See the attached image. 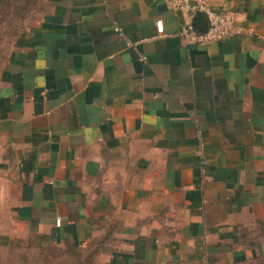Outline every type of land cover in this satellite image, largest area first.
Returning a JSON list of instances; mask_svg holds the SVG:
<instances>
[{
  "label": "crops",
  "instance_id": "obj_1",
  "mask_svg": "<svg viewBox=\"0 0 264 264\" xmlns=\"http://www.w3.org/2000/svg\"><path fill=\"white\" fill-rule=\"evenodd\" d=\"M210 1L254 32L187 44L207 19L166 0H46L0 72V245L99 246V264L261 253L264 0Z\"/></svg>",
  "mask_w": 264,
  "mask_h": 264
},
{
  "label": "rangeland",
  "instance_id": "obj_2",
  "mask_svg": "<svg viewBox=\"0 0 264 264\" xmlns=\"http://www.w3.org/2000/svg\"><path fill=\"white\" fill-rule=\"evenodd\" d=\"M23 0H0V68L14 44L37 15L45 8L46 0H39L36 7H23ZM260 242L261 253L254 258L243 259L232 264H264V222L260 221L250 231ZM72 247H46L34 249L26 246L0 245V264H99L97 255Z\"/></svg>",
  "mask_w": 264,
  "mask_h": 264
},
{
  "label": "built area",
  "instance_id": "obj_3",
  "mask_svg": "<svg viewBox=\"0 0 264 264\" xmlns=\"http://www.w3.org/2000/svg\"><path fill=\"white\" fill-rule=\"evenodd\" d=\"M167 4L175 9H180L188 13H202L207 19V28L199 31L193 24L183 26L179 32L181 37L187 44H202L210 45L211 43L222 40L230 35L239 34L244 29L254 32L253 27H246L240 24L242 13L238 10L222 9L218 10L213 7L210 0H195L190 2L188 0H166ZM157 31L159 34L165 33V27L162 20H157ZM115 30L124 35L120 27H115ZM127 44L134 46L135 43L128 40ZM146 59V57H143ZM63 219L58 217L56 224L62 225Z\"/></svg>",
  "mask_w": 264,
  "mask_h": 264
},
{
  "label": "trees",
  "instance_id": "obj_4",
  "mask_svg": "<svg viewBox=\"0 0 264 264\" xmlns=\"http://www.w3.org/2000/svg\"><path fill=\"white\" fill-rule=\"evenodd\" d=\"M1 1H3V3H5L6 1L9 3V1L10 0H1ZM38 1L39 0H23V4H22V6L23 7H36V5H37V3H38ZM19 38V36H17L16 37V40ZM15 40V41H16ZM15 43V42H14ZM13 46H14V44L12 45V47H11V49H10V51L8 52V54H7V57L5 58V63H6V61H7V59L9 58V56H10V53H11V50H12V48H13ZM4 63V64H5ZM4 64L2 65V67L4 66ZM2 67L0 68V72H1V70H2ZM46 247H57V246H46ZM46 247H41V248H46ZM67 247H72V248H80L81 250H84V251H91L90 253H92L93 254V256L95 255H97V253H98V250H99V246H88V247H80V246H78V245H74V244H69V245H67ZM32 248H34V249H37V248H35V247H32ZM41 248H38V249H41ZM249 260H251V259H249Z\"/></svg>",
  "mask_w": 264,
  "mask_h": 264
}]
</instances>
